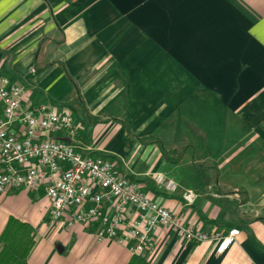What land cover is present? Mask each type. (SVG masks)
I'll list each match as a JSON object with an SVG mask.
<instances>
[{"label": "crops", "instance_id": "crops-1", "mask_svg": "<svg viewBox=\"0 0 264 264\" xmlns=\"http://www.w3.org/2000/svg\"><path fill=\"white\" fill-rule=\"evenodd\" d=\"M1 76L26 106L73 115L75 136L46 137L114 161L197 229L240 230L219 254L217 240L159 227L151 264H264V0H0ZM49 210L44 190L0 192V236L12 217L33 228L27 264L131 260L95 226L50 224Z\"/></svg>", "mask_w": 264, "mask_h": 264}, {"label": "built area", "instance_id": "built-area-1", "mask_svg": "<svg viewBox=\"0 0 264 264\" xmlns=\"http://www.w3.org/2000/svg\"><path fill=\"white\" fill-rule=\"evenodd\" d=\"M0 98V192L44 190L50 200V224L95 226L99 240H118L132 254L141 255L155 252L154 232L159 227L193 243L217 240L219 254L235 243L238 228L222 237L197 229L143 193L139 183L114 161L84 154L72 142L46 137L75 136L77 126L71 113L58 112L49 103L26 106L21 87L5 76L0 77ZM154 180L168 192L177 187L163 173H157ZM183 197L191 203L195 194L187 191ZM129 208L135 211L133 218L127 215Z\"/></svg>", "mask_w": 264, "mask_h": 264}, {"label": "trees", "instance_id": "trees-1", "mask_svg": "<svg viewBox=\"0 0 264 264\" xmlns=\"http://www.w3.org/2000/svg\"><path fill=\"white\" fill-rule=\"evenodd\" d=\"M34 244L33 228L17 218H10L0 236V264H27ZM128 264H151L141 254H133Z\"/></svg>", "mask_w": 264, "mask_h": 264}]
</instances>
